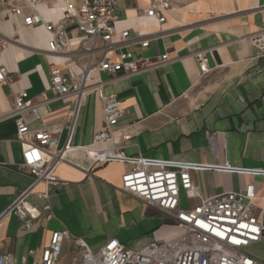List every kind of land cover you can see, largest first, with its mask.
<instances>
[{
	"label": "crops",
	"instance_id": "0c3cea01",
	"mask_svg": "<svg viewBox=\"0 0 264 264\" xmlns=\"http://www.w3.org/2000/svg\"><path fill=\"white\" fill-rule=\"evenodd\" d=\"M75 2L57 0L53 8L39 10L44 20L56 22L60 8ZM147 6L146 0L118 1L115 15L131 36L145 26L137 17ZM0 30L16 40L0 58L9 71L7 84L0 85V255L14 264H30L27 251L34 250L37 260L51 233L60 229L91 250L109 239L139 249L177 236L180 230L171 217L122 191L121 176L133 167L130 163L93 165L74 151L55 167V185L34 184L22 167L14 94L25 90L37 106L38 119L22 113L31 130L61 129L59 147L67 134L74 146L91 144L103 126L102 103L93 87L78 100H58L48 91L50 64L64 70L65 58L45 52L49 35L43 28L15 29L7 23ZM145 31L150 46L142 56L168 54L167 63L115 79L94 73L90 80V85L101 82L104 94L119 101L122 116L116 129L125 155L264 170V46L261 51L249 41L258 32L264 36V0H186L172 7L164 24ZM69 57L75 64L68 69L78 73L85 59L74 52ZM191 178L196 194L182 193L184 206L253 186V212L264 223L263 176L197 170ZM44 192L51 219L42 211L45 200L39 194ZM21 199V209L31 217L21 219L11 211ZM64 249L70 250L69 261L77 255L70 239ZM247 252L264 263V242Z\"/></svg>",
	"mask_w": 264,
	"mask_h": 264
},
{
	"label": "built area",
	"instance_id": "2783aa9c",
	"mask_svg": "<svg viewBox=\"0 0 264 264\" xmlns=\"http://www.w3.org/2000/svg\"><path fill=\"white\" fill-rule=\"evenodd\" d=\"M57 0H0V25L9 23L15 29L36 30L43 28L49 35L45 52L51 56L63 57L59 65L50 64L49 87L58 100L73 97L78 100L89 88L102 103L103 126L94 134L89 146H74L71 136L66 135L59 147L60 128L31 130L22 113H29L38 119L37 106L21 90L12 98L16 135L22 141V167L34 178V184L46 186L56 184L55 167L66 159L69 153L80 151L93 165L108 162H127L132 168L121 176V189L125 193L153 206L171 217L180 233L165 241H152L139 249H130L116 239H109L93 252L80 238L72 237L66 229L53 231L48 245L34 259L36 252L28 250L33 258L30 264H58L62 247L70 239L77 249L69 264H264L253 258L247 250L264 242V223L253 212V186L240 192H224L200 199L194 206L182 205V193L196 194L191 172L214 170L232 174L263 176L264 170L238 169L225 163L223 166H199L194 163L174 160H151L138 155L128 157L118 142L117 125L122 116L119 101L107 96L102 83L90 85L92 74H107L111 78L138 74L152 67L162 66L169 61L168 54L157 58H145L142 51L150 46L151 35L143 31L131 36L129 27L122 28V21L115 15L119 0H76L66 4L61 17L53 22L44 20L39 8H53ZM186 0H146L148 6L141 17L145 22L161 26L166 14L175 5ZM261 34L252 36V44L263 50ZM16 40L0 30V58L9 42ZM83 56L85 63L78 73L68 68L70 54ZM203 66L205 60L198 58ZM72 63V64H71ZM204 70V68L202 67ZM9 71L0 62V85H6ZM45 203L42 211L47 218H53L47 202L48 193L39 194ZM19 200L11 211L19 218L32 216L21 209ZM0 264H14L8 255H0Z\"/></svg>",
	"mask_w": 264,
	"mask_h": 264
},
{
	"label": "rangeland",
	"instance_id": "374dc122",
	"mask_svg": "<svg viewBox=\"0 0 264 264\" xmlns=\"http://www.w3.org/2000/svg\"><path fill=\"white\" fill-rule=\"evenodd\" d=\"M183 4V3H182ZM256 34H263V31L258 32ZM255 35V34H254ZM252 35V36H254ZM252 36L249 37V41H252ZM15 37H17V35H15ZM252 43V42H251ZM182 205H185V201L182 198ZM93 252L97 251V249L92 250ZM69 256H70V250H65L64 249V245L62 247V251L58 260V264H69Z\"/></svg>",
	"mask_w": 264,
	"mask_h": 264
},
{
	"label": "bare ground",
	"instance_id": "6f19581e",
	"mask_svg": "<svg viewBox=\"0 0 264 264\" xmlns=\"http://www.w3.org/2000/svg\"><path fill=\"white\" fill-rule=\"evenodd\" d=\"M63 9H64V7H63V8H60V15H59L58 19L61 17V15H62V10H63ZM137 19L140 20V21L142 20V21L144 22V24H145L144 27L140 28V31L148 30L149 28H151V26H154L153 24H150V23L145 22V20L141 17V15H138ZM261 36L263 37V39H262L261 41L264 42V36H263L262 34H261ZM252 43H253V42H252Z\"/></svg>",
	"mask_w": 264,
	"mask_h": 264
}]
</instances>
